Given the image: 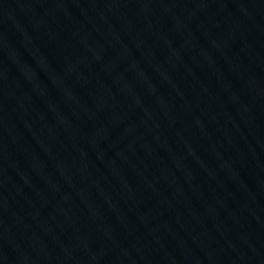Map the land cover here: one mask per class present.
I'll return each instance as SVG.
<instances>
[{"label":"water","instance_id":"water-1","mask_svg":"<svg viewBox=\"0 0 264 264\" xmlns=\"http://www.w3.org/2000/svg\"><path fill=\"white\" fill-rule=\"evenodd\" d=\"M7 264H264V11L130 118Z\"/></svg>","mask_w":264,"mask_h":264}]
</instances>
